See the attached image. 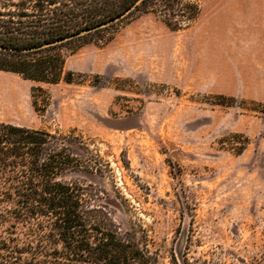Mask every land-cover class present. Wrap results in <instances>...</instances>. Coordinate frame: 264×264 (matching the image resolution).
<instances>
[{
	"label": "rangeland",
	"instance_id": "rangeland-1",
	"mask_svg": "<svg viewBox=\"0 0 264 264\" xmlns=\"http://www.w3.org/2000/svg\"><path fill=\"white\" fill-rule=\"evenodd\" d=\"M198 1L179 30L148 13L98 32L72 83L0 70V120L79 137L73 177L167 262L264 264V0Z\"/></svg>",
	"mask_w": 264,
	"mask_h": 264
},
{
	"label": "trees",
	"instance_id": "trees-1",
	"mask_svg": "<svg viewBox=\"0 0 264 264\" xmlns=\"http://www.w3.org/2000/svg\"><path fill=\"white\" fill-rule=\"evenodd\" d=\"M200 12L198 0H0V70L72 83L67 57L98 32L148 13L179 30ZM76 147L72 133L0 120V264H180L149 226H124L103 189L73 177L87 169Z\"/></svg>",
	"mask_w": 264,
	"mask_h": 264
},
{
	"label": "water",
	"instance_id": "water-1",
	"mask_svg": "<svg viewBox=\"0 0 264 264\" xmlns=\"http://www.w3.org/2000/svg\"><path fill=\"white\" fill-rule=\"evenodd\" d=\"M0 49H6V48H3L2 46H0Z\"/></svg>",
	"mask_w": 264,
	"mask_h": 264
}]
</instances>
